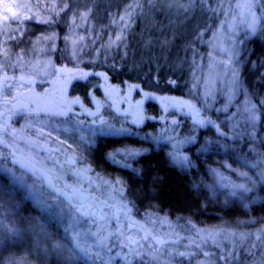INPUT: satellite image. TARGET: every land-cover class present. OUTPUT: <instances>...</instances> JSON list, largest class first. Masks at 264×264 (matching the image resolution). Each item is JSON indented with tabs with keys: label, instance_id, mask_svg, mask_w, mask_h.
I'll return each mask as SVG.
<instances>
[{
	"label": "rangeland",
	"instance_id": "374dc122",
	"mask_svg": "<svg viewBox=\"0 0 264 264\" xmlns=\"http://www.w3.org/2000/svg\"><path fill=\"white\" fill-rule=\"evenodd\" d=\"M108 1L111 0H0V75L12 67L32 81V78L36 79L34 75L45 76L56 69L73 70L81 59L93 61L99 53L105 59L114 46L123 45L136 16L153 26L160 16L163 22L160 26L173 28L177 35H189L203 14L205 20L194 32L197 46L193 49L192 83L186 97L148 93L137 84H120L114 92H109L113 85L100 73L104 98L95 95L90 98L91 144L99 136L121 138L123 145L113 149L108 158L123 168L147 152L151 145L164 146L174 164L189 167L190 155L186 149L196 142L194 131L198 126L213 124L214 117H219L216 122L226 125L233 138L247 139L259 132L264 140V117L261 120L260 111L250 107L255 105L241 95L242 84L234 67L238 61L237 41L252 36L263 21V0H196L195 6L187 12L172 0H131L120 10L119 16L114 18L112 15L101 26L96 21L104 18V10H96L95 6L98 2L105 6ZM68 2L84 8H71L63 44L56 55L58 32L51 21H58ZM14 12L32 18L10 20L6 35L3 17ZM126 12L132 14L121 21L120 17ZM9 36L17 38L9 39ZM118 36L121 38L117 39ZM5 49L7 56L3 55ZM53 59L59 60L58 65H53ZM72 101L69 97L63 98L65 103ZM153 106L158 110L156 115ZM115 112L121 116H116ZM183 120L192 122L191 136L181 134L177 128ZM147 124H156V129L143 131ZM133 138L138 140L137 143H130ZM235 148L232 145L220 152L229 149L227 152H232ZM200 149L203 150L202 143ZM225 154L224 158L213 159L215 187L250 184L249 177L259 180L257 173L264 171L260 158L251 162L243 154L232 152L229 158L228 153ZM52 170L57 187L74 193L79 189L89 196L85 204L96 210L94 216L86 209L87 215L77 212L76 208L47 191L43 182L21 174L0 159V174L7 176L68 240L69 247L59 243V250L67 253L77 243L89 250L88 257L81 255L75 259L90 264H195L188 241L198 234L219 232L156 211L146 218H139L126 197L125 184L119 174L97 173L93 168L85 174ZM225 173L230 180H224ZM74 202L81 203L79 198ZM129 225L133 227L129 228ZM181 252L185 255H178Z\"/></svg>",
	"mask_w": 264,
	"mask_h": 264
},
{
	"label": "trees",
	"instance_id": "16d2710c",
	"mask_svg": "<svg viewBox=\"0 0 264 264\" xmlns=\"http://www.w3.org/2000/svg\"><path fill=\"white\" fill-rule=\"evenodd\" d=\"M129 2L131 0H111L105 6L98 2L95 9L104 10V18L96 23L102 26L104 20L106 22L112 15L114 18L119 16L120 10ZM82 7L68 2L58 21H51L58 32L56 55L63 44L62 37L69 25L71 8ZM204 16L202 14L189 35H177L173 28L160 26L163 23L160 16L154 26L145 24L140 16H136L122 46H114L105 59L99 53L97 59H81L75 67L102 73L110 83L137 84L148 93L185 98L192 83L193 49L197 46L194 32L205 20ZM237 45L238 63L234 67L242 84L241 95L255 105L250 107L260 111L262 120L264 18L254 34L239 39ZM57 63L59 60L53 59V65ZM96 84L97 79L91 76L90 95H93ZM74 87L70 86L73 90ZM152 111L155 115L158 112L155 106ZM214 118L213 124L195 129L196 142L186 149L190 155L189 167L174 164L164 146L151 145L131 165L112 171L108 155L123 145L119 137L95 141L91 160L97 171L120 175L125 184L126 197L139 218H146L156 211L172 219L194 222L202 229L219 230L218 233L198 234L188 241L189 253L194 256L195 264H261L264 260V184L257 183L249 193H243L234 184L217 188L212 177V165L216 157L224 158L228 153L229 158L232 152L243 154L251 162L260 158L264 163V140L259 132L247 139L233 138L226 125L216 122L219 117ZM191 124L190 120H183L177 128L181 134L191 136ZM155 129L156 124H147L143 131ZM131 141L137 143L138 140L133 138ZM201 143L203 150L200 149ZM207 144L211 147L207 148ZM232 145L236 147L232 152H227L231 149L220 152ZM223 178L230 180L226 173ZM244 185L252 187L251 183ZM233 191L237 192L236 196L231 195ZM10 229L17 230V234L13 236ZM4 235L11 239L0 244V264H90L74 257L69 259L71 253L58 251L56 245L59 243L69 247L68 240L61 236L60 228L25 198L7 176L0 174V236Z\"/></svg>",
	"mask_w": 264,
	"mask_h": 264
},
{
	"label": "flooded vegetation",
	"instance_id": "af4514ba",
	"mask_svg": "<svg viewBox=\"0 0 264 264\" xmlns=\"http://www.w3.org/2000/svg\"><path fill=\"white\" fill-rule=\"evenodd\" d=\"M44 75H34L35 80H27L25 73L12 67L6 68L0 75V159L21 174L43 182L37 171L30 174L15 165V159L24 157L49 173L55 185L52 168L62 169V173L78 174L88 173L93 168L95 172L103 173L97 171L92 163L90 138L91 76L97 79L93 95L102 99L103 76L78 66L73 70L56 69ZM111 84L113 86L109 92H114L120 86V83ZM74 85L73 90L70 86ZM80 89L82 92H78ZM64 97L79 102L65 103ZM56 112L67 114L55 115ZM115 115L121 116L116 112ZM124 116L131 117L127 114ZM105 137L112 136H99L95 141ZM109 162L112 171L123 168ZM77 198L80 204L74 202ZM88 199L89 196L81 198L77 195L72 201L76 205H83L84 211L88 210L85 204Z\"/></svg>",
	"mask_w": 264,
	"mask_h": 264
},
{
	"label": "snow or ice",
	"instance_id": "6c2138e0",
	"mask_svg": "<svg viewBox=\"0 0 264 264\" xmlns=\"http://www.w3.org/2000/svg\"><path fill=\"white\" fill-rule=\"evenodd\" d=\"M150 2H151V0H150ZM172 3H178L180 5V7H182L184 9V11L187 12L190 8H193L195 6L196 0H172ZM131 14H132L131 12H126L124 16L120 17V20L121 21L125 20V17L131 16ZM31 18L32 17H30V16L21 17L18 13H15V12L12 13L11 15H5L3 17V25H4L3 31H4V33L7 35L9 30H10V24H9L10 20L15 21V20L31 19ZM41 22L46 23L47 21H41ZM21 35H23V33H21ZM8 38L9 39H16L17 37L9 36ZM120 38L121 37H119V36L117 37V39H120ZM4 43L6 44L7 41H4ZM3 55H5V56L8 55L7 49H5L3 51ZM78 102H79L78 100L72 101V103H78ZM54 114L55 115H66L67 113L66 112H56ZM0 142H2V141H0ZM175 159L176 158H174V161H175ZM184 159L186 160L187 158L185 157ZM242 175L247 176V173H242ZM257 175L259 176V180H256V179L249 177V180L252 184L251 188L247 187L244 184H239V185H236L235 187L237 189L242 190L243 193H249V192L253 191V189L256 187L257 183L264 184V171L257 173ZM231 195L236 196L237 192L233 191L231 193ZM82 207L83 206H81V208H78L77 211H81L82 215H87L88 214L87 212L82 211ZM9 231L12 233L13 236H15L17 234V230H15V229H10ZM257 238L259 239V237H257ZM9 239H11V237L8 235L0 236V244L6 243ZM60 247H61L60 245H56L57 250H59ZM68 251L71 253V256L69 257V259H71L72 257H80L81 255H83L84 257L89 256V250L87 248L81 246L78 243L76 245H74L72 248L68 249ZM137 255H139V254L137 253ZM178 255L184 256L185 253L181 252ZM205 255H208V254L205 253ZM261 264H264V260L261 261Z\"/></svg>",
	"mask_w": 264,
	"mask_h": 264
},
{
	"label": "water",
	"instance_id": "95a60500",
	"mask_svg": "<svg viewBox=\"0 0 264 264\" xmlns=\"http://www.w3.org/2000/svg\"><path fill=\"white\" fill-rule=\"evenodd\" d=\"M14 163L16 166H18L20 169L30 173V174H34L36 171L38 173H40L42 180H43V185L46 188L47 191H49L50 193L60 197L61 199H63L69 206L73 207V208H81V206L83 205H76L73 203L72 199L73 197H76L77 195L79 197H84L85 195L80 192L77 191L76 193L72 194L68 191H62L60 190L55 183L52 180V177L49 173H47L44 169H41L39 167H37L36 165H34L31 161L27 160L24 157H20L14 160ZM83 209V207H82ZM87 209L91 211V215L94 216L96 214V210L92 209V206L88 205ZM79 213H81V211H77ZM99 217V215H98ZM129 228H132V225L128 226Z\"/></svg>",
	"mask_w": 264,
	"mask_h": 264
}]
</instances>
